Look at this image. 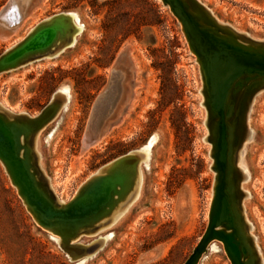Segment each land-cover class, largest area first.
Returning <instances> with one entry per match:
<instances>
[{
  "label": "rangeland",
  "instance_id": "374dc122",
  "mask_svg": "<svg viewBox=\"0 0 264 264\" xmlns=\"http://www.w3.org/2000/svg\"><path fill=\"white\" fill-rule=\"evenodd\" d=\"M198 1L209 10H200L202 18L264 47V0ZM8 2L0 0V12ZM37 10L12 32L0 29L1 55L45 22L62 29L66 16L73 28L71 39L48 56L0 73L4 118L8 112L35 117L60 92L48 118L55 116L33 139L36 181L63 206L126 153L118 169L132 168L135 183L96 229L78 232L69 250L35 222L0 161V264H184L208 225L214 133L202 105L200 69L176 16L160 0H46ZM114 66L123 86L128 77L122 112L108 122L100 143L83 151L92 106ZM240 100L230 122V132L244 139L240 149L234 142L231 200L251 264H264V88L251 103L248 95ZM197 264L232 262L216 242Z\"/></svg>",
  "mask_w": 264,
  "mask_h": 264
},
{
  "label": "water",
  "instance_id": "95a60500",
  "mask_svg": "<svg viewBox=\"0 0 264 264\" xmlns=\"http://www.w3.org/2000/svg\"><path fill=\"white\" fill-rule=\"evenodd\" d=\"M160 1L176 16L189 51L199 66L204 96L202 105L208 117V131L214 133L209 154L213 161L210 169L214 172V183L208 225L184 264H197L203 253L216 242L223 244L232 264H251L252 259L233 209L229 170L236 166L234 142L237 141L240 149L244 139L230 132V122L238 116L236 111L240 99L248 95L251 103L257 92L264 88V47L256 46L255 41L247 38H233L221 31V27L213 19L208 21L202 18L200 10H209L198 0H194L198 5L197 9L190 8L189 3L192 0ZM14 2L17 0H9L7 6ZM34 4L35 0H27L26 10ZM12 11L17 12L14 9ZM57 17L54 14L55 20ZM64 22L62 29L45 22L22 42L8 48L0 55V73L22 66L27 60L48 56L59 44L69 41L73 28L68 17L64 16ZM18 24L19 21L6 27L0 19V29L8 33ZM126 51L127 48L120 58L125 57ZM122 78V71L114 66L107 86L92 106L84 131L83 151L86 146L94 144L100 138L115 112L120 92L123 90ZM59 94L60 92H56L48 105L35 117L8 112V117L4 118L0 114V161L35 222L43 229L60 236L61 247L70 250L71 245H74L71 242L76 239L79 231L89 232L96 229L103 216L108 217L111 214L113 204L124 200L135 183V172L129 167L131 171L118 169L121 163L127 161L125 153L99 169L63 206L44 194L36 181L30 156L37 155L33 148L34 136L55 116L53 114L48 118L52 108L57 105ZM0 109H3L1 105ZM212 122H215L214 128L209 126ZM205 140L208 141L209 137ZM117 159L118 162L106 173L111 163ZM125 182L129 185L132 183L130 188L129 185L126 188ZM257 256L260 260L258 250Z\"/></svg>",
  "mask_w": 264,
  "mask_h": 264
},
{
  "label": "bare ground",
  "instance_id": "6f19581e",
  "mask_svg": "<svg viewBox=\"0 0 264 264\" xmlns=\"http://www.w3.org/2000/svg\"><path fill=\"white\" fill-rule=\"evenodd\" d=\"M26 2H27V0H17V2L9 4L2 12H0V19H1L2 24L5 25V26H9L10 23L19 21V24L16 26V27H18L22 22H24L26 17H28L29 15H32L33 12H36L37 9H41L43 7V5L46 3V0H36L35 4L29 10H26V8H25ZM13 9L16 10L17 12H13L12 11ZM126 77H127V74L124 77L125 78L124 79L125 80V82H124L125 84L123 86V90H122V94H121L120 99H119V103H118V105H117V107L115 109V112L111 116L110 120L115 119L122 112V107H123V104L125 102V99H126V96H127V92L129 90L128 83H127L128 82V79H127L128 77L127 78ZM134 97H135V95H134ZM111 127H112V125H111ZM100 138H101V136H100ZM103 139L105 140V138H103ZM98 142L100 143V141H98ZM117 162H115L114 164H116ZM125 186H126V188L128 187V184L126 182H125Z\"/></svg>",
  "mask_w": 264,
  "mask_h": 264
}]
</instances>
